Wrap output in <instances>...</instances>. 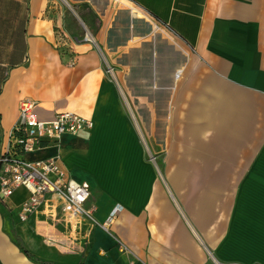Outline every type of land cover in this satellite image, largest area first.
I'll use <instances>...</instances> for the list:
<instances>
[{"label": "crops", "instance_id": "obj_1", "mask_svg": "<svg viewBox=\"0 0 264 264\" xmlns=\"http://www.w3.org/2000/svg\"><path fill=\"white\" fill-rule=\"evenodd\" d=\"M6 1L24 9L25 19L19 36L15 24L0 32V157L23 100L35 103L43 121L66 111L91 119V131L43 142L28 157L60 154L70 176L89 184L86 206L96 207L99 225L71 218L56 196L22 222L17 212L29 192L19 188L0 200V264H41L17 240L47 264H264V162L238 189L232 187L241 170H204L197 186L159 181L145 142L155 150L163 122L175 119L183 91L170 79L175 70L180 79L185 67H172L177 50L162 57L154 45L130 64L129 36L140 24L150 34L164 32L183 52L207 57L235 89L213 87V95L228 108L247 102L252 111L236 91L264 94V0H119L138 19L133 23L112 10L118 0Z\"/></svg>", "mask_w": 264, "mask_h": 264}, {"label": "rangeland", "instance_id": "obj_2", "mask_svg": "<svg viewBox=\"0 0 264 264\" xmlns=\"http://www.w3.org/2000/svg\"><path fill=\"white\" fill-rule=\"evenodd\" d=\"M0 2L3 4L0 5V32L13 28L15 24L19 36L21 24L25 19V10L17 8L16 11L10 1ZM23 6L26 8V3ZM112 6L114 12L119 10L126 12L127 19L129 18L132 23L138 20L132 17L130 9L119 0L112 2ZM77 20L76 23H80L82 28L86 29L84 24ZM122 21L123 19L119 20ZM130 21L127 23L130 24ZM94 24L100 27L97 20ZM148 31L140 24L132 26L129 36L131 39L134 38L135 42L130 43L134 50L130 53V64H137L139 57L143 55L139 52L152 54L154 45L155 52L162 57L168 51L177 50L172 67L183 65L185 68L180 79L175 81L173 76L170 79L171 84L182 88L181 93L183 91L182 96L176 101V117L172 123L163 122L158 142L160 145L155 146V150L149 147L148 141L145 142L147 161L154 166L159 181L164 184L171 182L180 184L186 181L197 186L202 181L204 170H238L237 173L241 170L236 175L232 187L238 189L240 181L248 177L245 176L246 172L252 170L256 164L264 162V94L255 96L237 90L236 92L241 93L243 98L252 102V111L247 107L249 106L247 102H243L242 105L233 104L228 108L224 100L213 95L212 91L215 89L213 87L221 86L227 92H233L235 89L223 83L224 78L221 74L213 72L207 57L198 58L195 52L186 53L172 46L162 31L154 34ZM13 32L12 29V34ZM153 39H156V42L151 44ZM147 42H150L152 47L145 46ZM227 138H236L240 143H224L220 140ZM188 193L190 195L193 193L192 197H195L200 192ZM4 212L9 216L7 210Z\"/></svg>", "mask_w": 264, "mask_h": 264}, {"label": "built area", "instance_id": "obj_3", "mask_svg": "<svg viewBox=\"0 0 264 264\" xmlns=\"http://www.w3.org/2000/svg\"><path fill=\"white\" fill-rule=\"evenodd\" d=\"M57 36L63 40L66 38L61 30H58ZM108 71L112 72V69ZM93 128L91 119L70 111L43 121L36 113L34 102L23 100L20 103L18 120L0 157V200L6 202L19 188L29 192L28 199L17 212L20 221L28 222L42 205L46 206L49 199L56 196L64 203L71 218L80 217L94 226L99 225L94 217L96 207L86 206L91 198L89 184L78 182L70 176L60 154L37 159L28 157L43 150V142L60 144L66 135L78 136ZM118 211V208L112 211L109 223Z\"/></svg>", "mask_w": 264, "mask_h": 264}, {"label": "trees", "instance_id": "obj_4", "mask_svg": "<svg viewBox=\"0 0 264 264\" xmlns=\"http://www.w3.org/2000/svg\"><path fill=\"white\" fill-rule=\"evenodd\" d=\"M18 241V246L20 248V250L25 254L27 255L28 257H30L34 262H39L41 264H47L46 262H40L39 260H36L35 258H33L29 253L28 251H26V249L24 248L23 244L21 243L20 240H17Z\"/></svg>", "mask_w": 264, "mask_h": 264}, {"label": "water", "instance_id": "obj_5", "mask_svg": "<svg viewBox=\"0 0 264 264\" xmlns=\"http://www.w3.org/2000/svg\"><path fill=\"white\" fill-rule=\"evenodd\" d=\"M174 72H175L174 78H175V80H177L180 76V73L178 70H175Z\"/></svg>", "mask_w": 264, "mask_h": 264}]
</instances>
